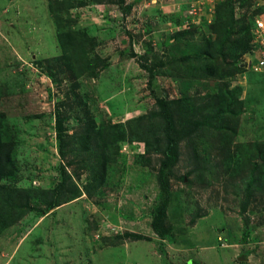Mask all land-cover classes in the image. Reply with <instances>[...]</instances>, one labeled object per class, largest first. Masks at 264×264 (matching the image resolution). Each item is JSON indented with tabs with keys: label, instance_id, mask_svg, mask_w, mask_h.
I'll use <instances>...</instances> for the list:
<instances>
[{
	"label": "rangeland",
	"instance_id": "374dc122",
	"mask_svg": "<svg viewBox=\"0 0 264 264\" xmlns=\"http://www.w3.org/2000/svg\"><path fill=\"white\" fill-rule=\"evenodd\" d=\"M257 19L264 0H0V264H264Z\"/></svg>",
	"mask_w": 264,
	"mask_h": 264
},
{
	"label": "trees",
	"instance_id": "16d2710c",
	"mask_svg": "<svg viewBox=\"0 0 264 264\" xmlns=\"http://www.w3.org/2000/svg\"><path fill=\"white\" fill-rule=\"evenodd\" d=\"M49 10L54 14V21L58 28L60 29L61 20L63 19L62 16L56 13L55 7L53 4L49 5ZM58 42L60 43L62 50L65 53H68V56L70 58H74L75 55V48H77V45L74 43L76 40L75 35L72 32H60L57 35ZM154 78V74L152 72L150 73L149 77V85L152 84V80ZM157 102L160 105V116L163 120V137L165 141V148H164V155L165 159L162 162V169H165L173 163L178 155L177 153V141L181 137V133L177 132L175 130L174 124L172 122V113L170 111V103L173 101H165L163 99H158ZM175 103V102H174ZM173 104V103H172ZM120 125H113L106 129L109 130L103 131L102 133V139L105 144H111L115 143L117 140H120L123 138V134H119L116 131H119L118 127ZM1 131V126H0ZM117 136H113V135ZM10 149L11 144L3 141L0 133V180L6 176L9 173V166H10ZM158 185L162 192V201L160 202L159 206L157 207L156 211V218L151 223V228L154 231L155 234H157L159 237H162L164 233H167V229L164 228V222H166V216H165V210L169 201V195H170V187H169V181L166 176H163L162 174H159L157 176Z\"/></svg>",
	"mask_w": 264,
	"mask_h": 264
},
{
	"label": "built area",
	"instance_id": "2783aa9c",
	"mask_svg": "<svg viewBox=\"0 0 264 264\" xmlns=\"http://www.w3.org/2000/svg\"><path fill=\"white\" fill-rule=\"evenodd\" d=\"M254 39V52L250 58L243 63H247L249 69L255 72H264V21L257 19L255 21L254 30H252Z\"/></svg>",
	"mask_w": 264,
	"mask_h": 264
}]
</instances>
